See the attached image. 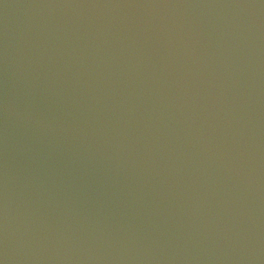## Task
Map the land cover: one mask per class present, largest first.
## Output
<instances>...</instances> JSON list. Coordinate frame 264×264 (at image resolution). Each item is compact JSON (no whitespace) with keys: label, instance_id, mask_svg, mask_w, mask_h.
<instances>
[{"label":"water","instance_id":"95a60500","mask_svg":"<svg viewBox=\"0 0 264 264\" xmlns=\"http://www.w3.org/2000/svg\"><path fill=\"white\" fill-rule=\"evenodd\" d=\"M0 264H264V0H0Z\"/></svg>","mask_w":264,"mask_h":264}]
</instances>
